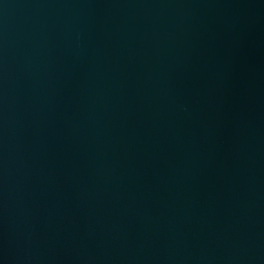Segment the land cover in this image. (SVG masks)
Returning a JSON list of instances; mask_svg holds the SVG:
<instances>
[{
  "label": "water",
  "instance_id": "1",
  "mask_svg": "<svg viewBox=\"0 0 264 264\" xmlns=\"http://www.w3.org/2000/svg\"><path fill=\"white\" fill-rule=\"evenodd\" d=\"M0 264H264V0H0Z\"/></svg>",
  "mask_w": 264,
  "mask_h": 264
}]
</instances>
